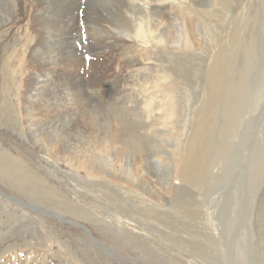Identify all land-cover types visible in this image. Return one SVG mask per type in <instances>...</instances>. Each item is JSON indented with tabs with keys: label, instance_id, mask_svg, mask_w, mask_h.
Instances as JSON below:
<instances>
[{
	"label": "rangeland",
	"instance_id": "obj_1",
	"mask_svg": "<svg viewBox=\"0 0 264 264\" xmlns=\"http://www.w3.org/2000/svg\"><path fill=\"white\" fill-rule=\"evenodd\" d=\"M38 1L0 0V264H264V0Z\"/></svg>",
	"mask_w": 264,
	"mask_h": 264
},
{
	"label": "bare ground",
	"instance_id": "obj_2",
	"mask_svg": "<svg viewBox=\"0 0 264 264\" xmlns=\"http://www.w3.org/2000/svg\"><path fill=\"white\" fill-rule=\"evenodd\" d=\"M35 5H36L37 8H40V16H41L42 13H44V14L46 13L47 8L44 9L43 3H41L40 1L37 0V2H35ZM48 16L49 15H47L46 18H45V20H44L45 21V24L47 23V21L50 22V20L48 19ZM41 22H42V16L40 18H38V23L40 25H42ZM156 31H158V30H156ZM41 44H42L41 47H40L41 48V51H43V53L45 54V56L42 57V59H47L49 61L47 63H50L51 65H56L57 64V61L59 60L57 43L55 41H53V40L52 41H50V40L47 41L46 40V41H44ZM54 62H55V64H54ZM38 78H39L38 82H41L42 83L41 86H44L46 84L45 82H48V81H50V84L54 82V75H53V73L48 72L46 70L42 71V74ZM39 87H40V84L35 87V90H37V88H39Z\"/></svg>",
	"mask_w": 264,
	"mask_h": 264
}]
</instances>
